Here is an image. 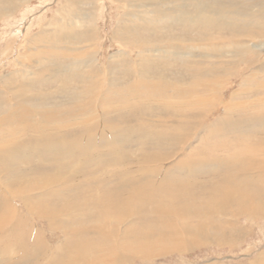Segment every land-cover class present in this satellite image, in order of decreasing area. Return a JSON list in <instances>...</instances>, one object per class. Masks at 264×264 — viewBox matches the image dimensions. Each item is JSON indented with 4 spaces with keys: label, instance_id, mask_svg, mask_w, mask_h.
Returning <instances> with one entry per match:
<instances>
[{
    "label": "bare ground",
    "instance_id": "1",
    "mask_svg": "<svg viewBox=\"0 0 264 264\" xmlns=\"http://www.w3.org/2000/svg\"><path fill=\"white\" fill-rule=\"evenodd\" d=\"M112 2L123 47L101 64L100 0H65L36 33L16 18L33 0H0V38L25 37L18 65L46 68L0 79V264H151L264 222V0ZM140 140L154 156L131 158ZM36 157L48 165L19 168ZM204 177L207 203L158 198Z\"/></svg>",
    "mask_w": 264,
    "mask_h": 264
},
{
    "label": "rangeland",
    "instance_id": "2",
    "mask_svg": "<svg viewBox=\"0 0 264 264\" xmlns=\"http://www.w3.org/2000/svg\"><path fill=\"white\" fill-rule=\"evenodd\" d=\"M64 2H65V0H33L32 6L22 8V10L19 11L16 18L18 19V21L20 20L19 23L21 21H23V19L29 20L28 21L29 23L32 22L31 23L33 25L32 33H36L40 29V26L43 23L48 22L47 19H50L51 16H53V13H51L53 11H51V10L53 8L55 9L57 6H62ZM100 6H102V8L99 7L96 11L97 14H95V16H96L95 17L96 29L99 30V32H98L99 39H98L97 44H98V49H99L100 62H101V64H107L109 61L108 57H110V55L112 53L119 51L120 49H122L121 47H123V46H119L118 42H114V40L112 38L115 34V31H116L115 28L118 25L117 24L118 22H116V20H118L117 18L119 17L120 11L118 10L117 5L114 2H112V0H110V1L109 0H102V1L100 0ZM34 7H36V11L34 13H30L29 11L31 9H33ZM99 9H100V11H99ZM29 13H30V16H29ZM36 14H38V15H36ZM43 16H44V19H43ZM41 22H42V24H39ZM11 28L12 27H10L9 24H7L5 22L0 23V34L2 33V29L6 30V32H8V34H9L10 30H12ZM12 34H14V32ZM24 41H25L24 34H23V36L21 35V38L19 40L18 39L15 40L14 43L7 41L6 39L0 38V79H1V77H6V75L9 74L10 70L13 72L16 70L17 71L23 70L27 66H28V69L30 71H36V69H38V70L46 69V68H42V66H37V68H36L32 64V62H30L24 58H22L23 64L18 65L19 59L21 58L22 54L25 52L24 48L21 47V46H23L22 44L24 43ZM213 43H216V41H213ZM47 63H48V61H46V63L44 65L46 66ZM103 71H104V68H103ZM116 74H118V73L116 72ZM49 83H46L44 85L45 88L48 90L54 91L55 88L57 87V85L54 83H51V82H49ZM239 83H241L240 79H237L234 77L231 78V83L226 88L227 91L225 90L226 91V92L224 91L225 94L223 93V96H224L226 101L230 100L231 93H233L234 91L240 90L241 84H239ZM0 91H1V87H0ZM8 97H9V95H8ZM219 112H220V114H222L221 111H219ZM217 113L215 111L213 113V115L215 116ZM197 139H194V141ZM137 142L138 141H136L135 144L132 142H129V145L127 144L126 146H124L125 149H127V150L129 149L130 154H131V158L136 159V158L142 157L143 155L147 156L145 158H150V157L155 155V154H153V152H154L153 150H155V146L151 147L150 144H146L143 148L144 151H142L139 149L141 147L140 143L142 142V140H140L139 143H137ZM196 144H198V143L194 142V145H196ZM159 150H161L160 147H159ZM150 151H152V152H150ZM161 152H163V151H161ZM29 153L32 155V152H29ZM164 153H165V151H164ZM222 154H224V153H222ZM228 154H230V153H228ZM225 155H227V154H225ZM34 159L35 158H32L31 162H29L28 159H27L28 161L23 159L24 160L22 163L23 165H19V168L20 169L29 168V167L31 168V166L32 167L38 166V167L42 168V167H46L48 165V162L46 160H43V159H40L37 157L35 160ZM36 161H38V162H36ZM89 167L91 169L93 166L89 165ZM42 174H44V173H42ZM208 177L209 178L212 177L211 179H212V182L214 183V185L218 186L221 183V182H219L220 179H217L215 177V173H212ZM208 177H204L205 179L204 178L203 179L202 178L192 179V181H190L188 183L190 185L189 188L182 187V184H181L175 188V191L172 192V195L168 194V195L160 196L158 198H168L170 196H173V198L174 197L180 198L179 196L183 197V195L186 193V194H189L188 195L189 197L194 196L193 198H195V199H193V198H191V199L193 201H195V203H199V204L207 203L209 196L206 195L205 193L209 194L210 190L208 189V187L204 186V184H206L208 182V179H209ZM2 179L5 180L4 177H2ZM197 183L199 184L198 187L196 185ZM4 186L7 189L9 188L6 185H4ZM202 186L205 189L202 188ZM223 187H225V185H223ZM55 188H57L59 190L60 189H67L68 186L65 184H62L59 186L57 184V186H53L51 189H55ZM47 190L48 189H46L45 191H47ZM200 190H201V193H200ZM10 191L12 192V190H10ZM204 191H206V192H204ZM192 193H194V194L192 195ZM178 194H180V195L177 196ZM195 195H197V196L195 197ZM188 196H185V197H188ZM198 196H199V198H198ZM177 202L178 201L176 200V202L174 201L172 203L175 204ZM16 205H20L19 208H20L21 212L23 211V213H25L22 202H20L19 199H18ZM35 222L37 223V226L39 229L40 228L43 229L42 230L43 236L45 239L48 240V242L50 241L49 242L50 244H56V243H58V241H60V238H59L60 233H53L51 230L47 229L46 222H45V224H44V221L41 222V220L40 221L38 220V222L35 220ZM246 224H243V225L246 226L250 231V228H249L250 223H246ZM253 231L254 232H252V233H251V231L249 233H247V238L246 237L241 238L242 242H239L238 244H236V247L234 245L233 246H221V247H219V246L217 247L216 245H212L210 247L206 246V247L198 248V250H194L190 254H183L181 256L175 254V255H170L169 257H161V258H158V259L152 261L151 264H208V262L211 264H222V263L223 264H251V263H254L255 261H257L258 259H260V257L262 255L264 256V240H263L264 239L263 238L264 222L263 223L260 222V223L256 224ZM228 247H229V250H228ZM233 247H235V248H233ZM245 249H247V250H245ZM246 253H248V254H246ZM141 263L142 262H140V263L136 262L134 264H141Z\"/></svg>",
    "mask_w": 264,
    "mask_h": 264
}]
</instances>
